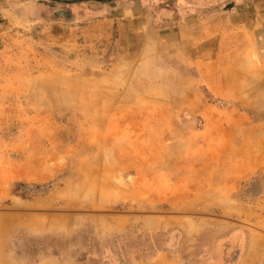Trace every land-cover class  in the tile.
<instances>
[{"label": "rangeland", "instance_id": "obj_1", "mask_svg": "<svg viewBox=\"0 0 264 264\" xmlns=\"http://www.w3.org/2000/svg\"><path fill=\"white\" fill-rule=\"evenodd\" d=\"M3 1L0 264H264V0Z\"/></svg>", "mask_w": 264, "mask_h": 264}, {"label": "crops", "instance_id": "obj_2", "mask_svg": "<svg viewBox=\"0 0 264 264\" xmlns=\"http://www.w3.org/2000/svg\"><path fill=\"white\" fill-rule=\"evenodd\" d=\"M54 4H58L57 1L52 0ZM52 1H44V0H5L3 1V4H12V3H23V5H29L32 10H34L35 12L38 11L39 16H42V11H43V5L46 4H50ZM63 1H67L68 0H63ZM46 2V3H45ZM51 5V4H50Z\"/></svg>", "mask_w": 264, "mask_h": 264}]
</instances>
